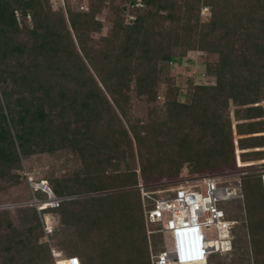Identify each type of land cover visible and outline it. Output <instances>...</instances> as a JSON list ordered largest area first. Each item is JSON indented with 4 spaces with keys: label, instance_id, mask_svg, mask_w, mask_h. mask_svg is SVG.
I'll return each mask as SVG.
<instances>
[{
    "label": "trees",
    "instance_id": "16d2710c",
    "mask_svg": "<svg viewBox=\"0 0 264 264\" xmlns=\"http://www.w3.org/2000/svg\"><path fill=\"white\" fill-rule=\"evenodd\" d=\"M114 1L94 0L85 13L66 3V20L64 9L51 11L48 0H0V180L36 151L68 149L84 166L49 179L54 196L77 197L44 210L60 217L56 246L81 264H152V225L131 190L135 159L146 180L178 175L184 163L194 173L229 168L234 141L244 161L264 160V150L243 152L264 148V0H140L141 8L125 0L126 7H113L116 21L95 48L89 43L102 28L97 15ZM203 7L210 12L206 22ZM124 12L134 16L130 24ZM195 52L203 53L211 84L187 78L180 103L170 64ZM134 100L147 106V116L131 112ZM8 178L18 182L14 173ZM243 190L245 217L229 216L233 202L225 209L241 230L233 228L232 246L241 250L248 241L255 264H264L260 177H245ZM15 212L24 215L17 226L0 211V264H52L48 245L39 242L37 211ZM155 234L154 246L161 243Z\"/></svg>",
    "mask_w": 264,
    "mask_h": 264
},
{
    "label": "rangeland",
    "instance_id": "374dc122",
    "mask_svg": "<svg viewBox=\"0 0 264 264\" xmlns=\"http://www.w3.org/2000/svg\"><path fill=\"white\" fill-rule=\"evenodd\" d=\"M66 3L70 5L71 9L84 13L90 10L93 6H95L94 0H48V6L50 7L51 11L58 12L59 10L64 9V15L67 20V14L65 13V7H67ZM125 5H127L125 0H115L113 5L110 3H106L103 5L104 7L102 11L99 13V15H97V19L101 22L102 28L98 33L90 34L91 41L89 45L95 48H99L102 45V37L106 36L110 32L112 26L114 25V22L116 21V11L113 7H126ZM80 7H83L84 10L81 11ZM135 7H142V4H140V0H137ZM121 16L123 17L125 24H130L134 20V16L128 14L127 12L122 13ZM15 17L19 26H21V18L17 12H15ZM200 17L203 22H206L208 20V16H203L200 14ZM26 21L27 26L31 28L32 18L27 17ZM202 58V52L189 53L181 59L180 63L173 62L172 64H170V75L174 77L175 82L177 83V85H179L181 89L179 96L177 97V100L180 103H184L185 101V82L187 78H192L195 84H211V82H207L204 78L205 72L204 66L201 64ZM164 91L165 88L162 86L160 88V93L164 94ZM159 102H163V98L159 99ZM131 112L140 118L147 116L148 109L147 106H145L144 104L137 103L134 100ZM231 119L233 122V118ZM232 131L234 140L238 139V136L235 133L234 122L232 123ZM259 135H264V133H261ZM258 150H264V148H254L253 150H244L243 152ZM241 152L242 151L238 149L237 143L234 141V165L229 168H219L194 173L190 171V166L187 163H184L178 175H171L170 173L164 172L163 174H158L147 180L139 175V164L135 159V167L137 168V185L131 188V190L137 191L139 193L140 201L142 203L143 208L144 206L149 205V202L146 198H143L142 189L139 188L140 185H142L145 192H148L150 194L157 193L158 191L160 193H165L169 189L177 185L178 181L183 177H190L195 175L218 176L222 177V179L225 180L227 179L225 178L226 176L230 174L232 175L235 172L245 173V176H240L242 185L243 179L245 177L251 176L258 179V177H260V171L264 170V160L244 161V159L246 158L240 157ZM237 164L241 168H237ZM83 166L84 164L82 162V159L78 155H74L73 153H71L68 149L59 150L53 154L43 153L39 151L34 152V154L30 155L28 158L21 160L20 168L12 170L9 175H6L3 180H0V211H7L9 213L7 217L11 219L15 226H17L20 222V219L24 215L22 213L15 212V210L19 208H34L36 210V208L32 206L34 196L37 199H43V197L39 198L38 195L32 191L29 184V179L34 182H40L42 180L48 183L47 185L50 186V178L54 179L61 178L64 176H71L73 173L83 169ZM162 169L164 171H168V166L164 165ZM13 173L18 176L17 183L12 182V180L8 178ZM239 208H241V210ZM236 213H241L243 215V218L245 217L244 199L241 201L233 202L230 205L229 216L234 217L236 216ZM37 215L41 223V237L39 242L48 245L50 249L52 264H78L75 259L66 260L68 258L73 257H68L65 251L60 250L56 246V244L61 241L60 237L56 236V233L60 227L59 215L51 210H43L39 213L37 212ZM239 224L240 223H238V226ZM156 229V225L147 227V230L153 231L154 235H156L154 232ZM234 229H236V232L238 234L241 233V230L237 228V224ZM151 236L152 234L149 235V233L147 232L148 249L150 257L152 254H155L164 246L162 238L161 243L158 242V244L154 246L152 244ZM243 251H246V253L240 256V253ZM76 259L78 260L79 264H81L79 259ZM239 259H242V261H240ZM258 260L260 261L261 259ZM233 261H239V264H255V259L252 254V248L248 241L245 247H243L241 250H238L232 246L230 252L216 255L210 262V264H231V262ZM46 264L51 263L46 262Z\"/></svg>",
    "mask_w": 264,
    "mask_h": 264
},
{
    "label": "built area",
    "instance_id": "2783aa9c",
    "mask_svg": "<svg viewBox=\"0 0 264 264\" xmlns=\"http://www.w3.org/2000/svg\"><path fill=\"white\" fill-rule=\"evenodd\" d=\"M83 9V8H80ZM201 15L210 16L209 9L203 7ZM237 168H241L237 164ZM234 173L225 180L218 176H190L180 179L165 193L145 192L143 198L150 206H144V218L148 225H156L154 231L161 235L163 248L151 255L152 264H207L213 254H223L232 249L233 228L236 221L226 215L230 203L244 198L240 176ZM233 179H232V177ZM231 177V178H230ZM264 192V170L260 171ZM32 191L39 190L46 197L34 196L33 207L37 212L47 208L56 209L61 203L75 199V196L56 197L45 181L34 182L29 179ZM149 235L153 231L148 230ZM186 239V248L176 246L177 237ZM75 259L68 258L66 260Z\"/></svg>",
    "mask_w": 264,
    "mask_h": 264
},
{
    "label": "clouds",
    "instance_id": "9594fccd",
    "mask_svg": "<svg viewBox=\"0 0 264 264\" xmlns=\"http://www.w3.org/2000/svg\"><path fill=\"white\" fill-rule=\"evenodd\" d=\"M186 239L183 237V236H181V237H177V239H176V246H177V248H183V249H185L186 248Z\"/></svg>",
    "mask_w": 264,
    "mask_h": 264
}]
</instances>
